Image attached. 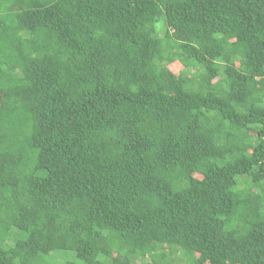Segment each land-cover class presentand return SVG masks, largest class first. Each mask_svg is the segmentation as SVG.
<instances>
[{"label": "trees", "instance_id": "trees-1", "mask_svg": "<svg viewBox=\"0 0 264 264\" xmlns=\"http://www.w3.org/2000/svg\"><path fill=\"white\" fill-rule=\"evenodd\" d=\"M181 261L264 264V0H0V264Z\"/></svg>", "mask_w": 264, "mask_h": 264}, {"label": "rangeland", "instance_id": "rangeland-1", "mask_svg": "<svg viewBox=\"0 0 264 264\" xmlns=\"http://www.w3.org/2000/svg\"><path fill=\"white\" fill-rule=\"evenodd\" d=\"M148 31H149V32H150V31H151V32L154 31V30H153L152 23H150V25H149V27H148ZM168 67H169V69H170L171 71H173V72L176 73V74H178V73L182 70V67H181V65H180L178 62L173 63V64H170ZM196 177H198V178H200V179L203 180V178H202L201 176H199V175H197ZM180 263H181V264H184L183 261H181Z\"/></svg>", "mask_w": 264, "mask_h": 264}]
</instances>
